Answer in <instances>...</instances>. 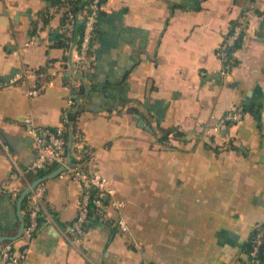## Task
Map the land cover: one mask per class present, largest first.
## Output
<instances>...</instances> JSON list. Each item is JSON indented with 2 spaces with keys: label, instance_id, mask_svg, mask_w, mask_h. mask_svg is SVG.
<instances>
[{
  "label": "crops",
  "instance_id": "1",
  "mask_svg": "<svg viewBox=\"0 0 264 264\" xmlns=\"http://www.w3.org/2000/svg\"><path fill=\"white\" fill-rule=\"evenodd\" d=\"M64 8L0 0V180L12 155L21 168L35 158L23 118L57 126L83 84L87 167L107 175L125 205L90 219L77 240L67 225L80 184L68 173L47 177L28 256L11 264H264V248L257 258L247 249L264 224V0H104L88 72L59 44ZM247 8L235 62L226 64L217 51ZM26 69L43 74L10 82ZM238 102L243 118L215 128ZM173 127L182 134L159 139ZM31 174L12 184L26 186ZM23 212L0 194V238L19 231Z\"/></svg>",
  "mask_w": 264,
  "mask_h": 264
},
{
  "label": "built area",
  "instance_id": "2",
  "mask_svg": "<svg viewBox=\"0 0 264 264\" xmlns=\"http://www.w3.org/2000/svg\"><path fill=\"white\" fill-rule=\"evenodd\" d=\"M73 1V0H72ZM72 3L65 6L66 17L62 23L61 33L68 38L71 43V51L74 60V67L81 72H88L92 69V58L89 54L92 43L96 35L97 23L100 18V9L102 0H92L90 10L86 13L76 12ZM251 14V9L247 8L242 16L234 22L228 35L224 38L217 51L218 56L226 64L234 59L233 51L236 49L238 41L241 39L247 26V17ZM38 26L43 25L44 18L41 15ZM79 18L84 20V28L81 34H77L75 40V28ZM38 35H34L27 43H37ZM43 72L37 70L26 69L24 73H18L10 78V82H14L19 77L34 76L40 79ZM46 82L38 84L31 88L30 94H37L45 86ZM67 109L75 105L76 100L73 95L67 99ZM245 106L242 102H238L234 107L223 113L215 122V128L229 122H236L243 118L245 114ZM66 114L62 117V122L57 126L40 125L31 117H24L27 132L33 137L36 155L33 162L26 168L18 165L15 155L11 156L13 168L9 177L0 180V194H8L18 199L25 186H14L12 183L18 179H25L31 172L41 169H47L51 166H63L60 173H68L80 184V193L77 199V213L72 222L67 225L69 234L79 240L86 231V223L90 219L106 217L109 208L121 210L125 201L118 195V188L113 184L111 179L98 170H89L87 167L88 160L93 155V149L88 144L86 136L80 127L71 130L67 125ZM69 142H71L69 146ZM6 150L8 146L5 145ZM71 159L68 160V156ZM31 183V180L25 182V185ZM44 187L41 183L33 186L26 195V211L27 221H25L21 234L12 240H6L0 247V264L18 263L27 258L30 243L39 229L40 215L43 210ZM116 224L122 231L128 230V224L125 217L119 214L116 217ZM252 245L248 250L252 258H257L264 248V225L255 230L252 237Z\"/></svg>",
  "mask_w": 264,
  "mask_h": 264
},
{
  "label": "trees",
  "instance_id": "3",
  "mask_svg": "<svg viewBox=\"0 0 264 264\" xmlns=\"http://www.w3.org/2000/svg\"><path fill=\"white\" fill-rule=\"evenodd\" d=\"M91 1L92 0H73V1L72 0H52V3H53V5L63 4L64 6H67L70 3H72L71 6L76 12L81 11L82 13H86V12H88L90 10ZM103 1L104 0H102V3H103ZM100 13H101V9H100ZM65 17H66V9H64V11H63V22L65 20ZM83 28H84V20H83V18H79L77 23H76V28H75V40H76L77 34H81L82 33ZM58 37H59V44L63 45L65 48H69L70 47L71 41L68 38H66L63 35V33L59 32ZM238 45H239V41L237 43V46ZM89 54L91 55V49L89 51ZM234 62H235V59H233L230 62V64L234 63ZM87 91H88V88L86 86H84L83 84L77 90H75V92H74L75 95H73V96L76 99V105L78 103L79 104L77 106L75 105V106H73L71 108H68L66 110V116H67V119H68L67 125H68V127H70L71 130H74V128H76L78 126V116H79L80 112L85 108V103H84L83 97L85 96ZM170 134L180 135L182 133H181L180 130H177L174 127L173 128H166V129L162 130V133L159 136V139L162 140V141H165V140L168 139ZM53 167H55V166H51V167H49L47 169H41V170H38L36 172H32L30 180L33 181V180H35L38 177L46 175L48 173V171L51 170V168H53ZM26 206H27V201H26V198H25L23 203H22V209L24 210V212L22 214L24 223H25V221H27ZM39 222H40V220H39ZM89 224H90V221H88L86 223V225H85L86 228H87V226ZM258 228H256V229H258ZM252 237H253V235H252ZM252 237L250 239V242H248V244H247V246H248L247 249L248 250L251 248V245H252V242H251L252 241ZM262 252H263V248H262V250H261V252H260L258 257L261 256Z\"/></svg>",
  "mask_w": 264,
  "mask_h": 264
},
{
  "label": "water",
  "instance_id": "4",
  "mask_svg": "<svg viewBox=\"0 0 264 264\" xmlns=\"http://www.w3.org/2000/svg\"><path fill=\"white\" fill-rule=\"evenodd\" d=\"M139 124L142 125V126H146L147 128H151V126L149 124H145L143 119L139 117ZM71 142H69V146H70ZM71 159V155L68 156V160ZM63 169V166L60 165V166H57L56 169H54V171L50 172V173H47L46 175H43L41 177H38L36 178L35 180L31 181L30 184L26 185L24 187V189L22 190L20 196L18 197V208L19 210L21 209L22 207V203L26 197V195L30 192L31 188L33 186H36L37 184L41 183L42 181H44L47 177H50V176H53L55 174H58L61 172V170ZM20 219H21V224H20V229L19 231L15 234V235H4L0 238V240H6V239H14V238H17L22 230H23V226H24V220H23V216L20 214Z\"/></svg>",
  "mask_w": 264,
  "mask_h": 264
}]
</instances>
